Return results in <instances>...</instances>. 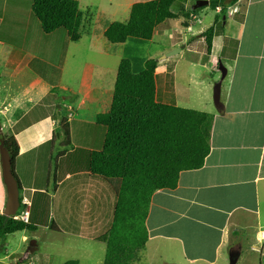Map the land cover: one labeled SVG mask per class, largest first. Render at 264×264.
<instances>
[{
    "label": "crops",
    "instance_id": "obj_1",
    "mask_svg": "<svg viewBox=\"0 0 264 264\" xmlns=\"http://www.w3.org/2000/svg\"><path fill=\"white\" fill-rule=\"evenodd\" d=\"M139 1H131L126 9L129 11L133 4L150 0ZM189 2L177 0L179 5L175 11L180 13V8L184 14ZM235 4L227 8L223 17V25L228 27L232 16L243 9L242 19L236 20L235 36L228 32L223 36L215 33L210 55L205 59L202 47L205 43L200 37L202 31L194 33L191 21L185 22L181 15L178 19L163 22L154 31L157 35L167 33L170 39L173 37L169 33L171 25L173 32L176 28L182 33L185 31L182 38L170 42L166 51L180 49L177 65L169 67L171 62L168 61L176 55L157 61L156 100L161 103H166L167 98L173 95L176 100L172 104L178 106L179 98L174 93L181 78L178 74L180 66L184 65L187 92H191L199 84L193 75L196 68L218 70L219 62H229L223 65L226 70L224 79L228 80L224 90L221 86L223 110L212 112L210 152L204 165L199 170L180 173L176 189L159 190L151 198L145 220L148 240L143 251H158L159 258L169 260V263L175 258L185 262L183 264H217L223 253L238 249L241 255L242 250L251 248L252 244L259 246V250L254 249L253 252L263 255L264 0H239ZM214 13L218 14L217 11ZM187 16L190 18L192 14ZM193 16L197 20L196 13ZM65 37L63 50L58 55L52 54L57 48L50 44L48 51L51 55L48 56L33 55L30 44L26 50L27 43L19 45L0 41V131L4 135L2 130L6 129L5 132H11L15 140L13 171L20 186V197L27 202L28 223L36 228L47 226L37 217L36 208L53 207L49 216L51 229L47 231L73 236V233L84 231L85 226H93L100 234L108 233L111 220L99 223L100 218L97 217L111 208L113 215L118 184L106 182L90 173V154L101 149L103 140L90 146L88 129L95 126L101 131L100 137L105 134V128L98 126L95 119L110 108L121 57H118L119 61L111 57V53L104 50L106 44L93 47L85 56L81 48L76 50L80 40L71 42L66 33ZM224 40L236 42L234 53L227 57L224 56L227 48L223 46L226 44ZM126 42L120 45L124 46ZM16 79L20 84L15 83ZM197 98V101L205 103V99ZM63 118L68 126V147L62 144V140L51 143L53 132ZM83 127H86V134L84 136L83 133L81 143L72 146L74 133L80 135ZM51 160H54L53 168ZM51 180L54 185L50 188ZM39 183L43 187H38ZM95 186L99 188L96 194L98 201L91 193ZM5 202L6 190L0 166V214ZM90 205H93L92 211L87 209ZM62 206L67 212L72 210L70 214L61 212ZM74 211L79 214L75 220L72 219ZM67 215L69 225L65 224ZM17 233H21V242L25 241L24 232ZM158 242H166V249L164 245L163 248H155ZM4 245L0 244L2 250ZM174 249L177 252L175 256L170 254ZM37 250V244L32 242L25 254L28 257L36 254ZM25 259L21 258L19 262Z\"/></svg>",
    "mask_w": 264,
    "mask_h": 264
},
{
    "label": "trees",
    "instance_id": "obj_2",
    "mask_svg": "<svg viewBox=\"0 0 264 264\" xmlns=\"http://www.w3.org/2000/svg\"><path fill=\"white\" fill-rule=\"evenodd\" d=\"M176 1L135 3L127 21L109 24L103 37L113 45L123 44L130 38L150 41L158 25L180 16L171 10ZM237 1L208 0L212 11L220 10L213 24L200 35L205 43V56L211 52L215 24L220 18L224 20L222 17L227 8ZM30 9L42 33L48 35L63 29L71 42L80 40L82 15L76 0H33ZM192 13L188 11L181 16L187 18ZM156 65L157 61L147 60L143 70L134 74L130 61L121 60L110 108L95 119L105 128V135L100 151L90 154L88 169L102 180L118 184L103 264H130L137 259L138 251L143 250L148 240L145 220L152 195L159 190L176 189L180 173L201 169L210 152L213 115L157 101ZM59 139L64 146H69L65 118L53 132L51 143ZM0 140L9 151L12 173L17 180L13 171V135L0 134ZM18 188L20 191L19 184ZM19 203L21 206L20 194ZM36 229L31 223L0 214L1 240L17 232H34ZM63 264L78 262L69 260Z\"/></svg>",
    "mask_w": 264,
    "mask_h": 264
},
{
    "label": "rangeland",
    "instance_id": "obj_3",
    "mask_svg": "<svg viewBox=\"0 0 264 264\" xmlns=\"http://www.w3.org/2000/svg\"><path fill=\"white\" fill-rule=\"evenodd\" d=\"M32 1L33 0H0V18L2 20V22H0V41L6 43H16L19 45H22L23 43H27L26 50H29V44H30V52L33 55H42V56L51 55L50 51L48 50L50 47L49 45L53 44L54 45L53 47L57 49H55V51L52 54L58 55L59 54L58 52L63 50L62 41H65L64 39L66 38L65 37L66 32L63 29H58L48 35L42 33L38 20L31 13L30 8ZM76 1H78L79 11L82 15V22L79 29L80 41L76 45L77 46L76 50L79 51L81 48L82 54L88 56L89 54L87 52L90 49H92L95 46L97 48L100 47L102 44H106L109 47L105 45L106 47L104 50H108L111 53V57H116L118 61L120 60L118 57H121V60L124 59L129 60L131 63V70L135 74L140 73L142 71L143 61H147L150 59L158 61V59H160V57H162L163 54L165 55L166 53H168L166 51L168 50V47H170V42H176L177 40H179V38H182L185 33V31H183L182 33V30L179 28H176V30L173 32L174 30L173 25H171L169 28V30L171 31L169 33L171 35L173 34V37L171 39H170V35H168L167 33L162 35L154 34L153 38L150 41H142V40L130 38L127 40L124 46L112 45V44H111L112 46H110L108 45L110 43H108L106 39L103 37L104 30L111 23L126 22L130 12V10L128 11V9H126V5L134 0H76ZM189 1H190L189 5L187 9H185L184 14H182L180 8H178V10L180 11V13L179 12L178 13L182 16L183 15L185 16V14H187L188 11L196 13L197 20H194L195 18V16H193L194 13H192V17L189 18L187 16V18H185L184 20L185 22L191 21L194 33L198 31L204 32L206 29L209 28L211 23L213 24L214 17L216 16V14L208 6L201 7L197 11L191 10L192 6L195 4L194 3L195 0H189ZM178 5L179 3H177L176 1L172 6L171 10L174 11L177 10ZM234 5L236 4H233L232 6ZM239 7L242 6L240 5L238 6V8ZM219 10L220 9H216L215 11L219 12ZM209 14L211 15V17H209ZM242 16H243V9H240L237 11V14L232 16L231 23L228 25V27L223 25L225 18L224 20H221L220 18L214 26L216 33L220 36H223V35H227L228 32L233 36H235L236 27H237L236 20L238 19L241 20ZM187 30L189 31L190 29L187 28ZM224 41L226 44H224L223 46H227L224 52V56L227 57L234 53V46L236 45V42L231 40H224ZM56 44H58V46ZM202 47L203 49L206 50L205 45H203ZM70 49H73V47H70ZM205 58H207V56L204 55V59ZM177 59H178V54H176V56L172 58H169L168 61L171 62L170 65L168 64L169 67H171L172 64H176ZM225 63L229 64L228 61H225ZM226 64L223 63L221 65L226 66ZM193 72H194L193 75L195 79H197V82H199V84L195 91L193 90L191 92H187L188 86L186 83L187 80L184 77L186 75L184 65L180 66V68L178 69V74L180 75L181 78L178 79L176 83L177 86L174 93L179 98L177 100L178 101L177 107H181L185 109L193 108L194 110L205 112L208 114L211 113L213 115L212 112H215L216 110L212 99L213 87L217 82L220 81L221 73L217 70V68H206V67L205 68L199 67L198 69L196 68L195 71ZM187 74H190V72H187ZM65 78L66 76L64 77V80ZM0 83H2V80L0 81ZM15 83L20 84L17 79L15 80ZM227 83L228 80H226V78L222 80L221 86L223 90L226 88ZM222 88H220V92ZM169 92H171L172 94L171 88ZM197 97H200L203 100L205 99V103H201L200 101H197L196 100L198 99ZM160 98L161 96H159V99ZM221 99L223 100V98H220V102L223 105ZM175 100H176L175 96L173 97V95H171L170 97L167 98L166 103L172 104L173 101L175 102ZM194 101L195 104L192 103ZM18 127L19 126L15 127L14 129ZM74 129L77 128L74 127ZM85 129L86 127H83L84 132L82 130V133L80 135L76 134V132L74 133L75 137L72 141V146L81 143L80 139L82 138L83 133L84 136L86 134ZM97 129L98 128L95 126H91L88 129V140L91 142L90 146H94L96 142H102L104 138V136L101 137L99 136L101 134V131H98ZM2 131L4 132V134H7V132H5L6 129ZM0 134L3 135L1 131ZM53 158H55V154L53 155ZM51 166L52 168L54 167V160H51ZM113 182L116 183V181ZM53 185H54L53 181L51 180L49 187L50 186L53 187ZM37 186L43 187L41 183L37 184ZM97 192H99V188L95 186V190L91 192L95 197V201H98L96 195L98 194ZM66 193L68 192L66 191ZM103 201L104 199H102L101 202ZM26 206H23L21 201V206L19 205L16 215H19L21 211H24L26 209ZM87 209L92 211L93 205H90ZM60 211L61 212L64 211L65 214L68 213L70 214L72 210H69L67 212L64 206H62ZM111 211L112 208L106 209L105 212L102 213L103 216L97 217V219L100 218L98 222L101 223L102 220H105V222H108V220L112 221L113 215L111 214ZM51 213H53V207L52 208L49 207L47 209H45V207L36 208L37 217L41 218L42 223H45L47 226L45 227L44 225L38 226L36 233H29V232L25 233L24 231V234L26 235L25 241L21 242V240L19 239L21 233L12 234L6 237L5 241H3L4 239L2 240L0 239V244L2 245L5 244L3 250L0 247V259H2V257L5 255L3 261H0V263L19 264L21 258L22 259L26 258L25 260L21 261L22 263L20 264H63L69 260H76L78 261V264H103L106 242L104 245H102L101 243L106 241L107 239L108 233H106V231L100 234L98 230L97 231L94 230L93 226H85L86 229L84 231H79V233H73L74 234L73 236L63 235V233L62 234L52 233L50 231H47L48 228L51 229V218L49 219ZM61 217L63 216L61 215ZM68 217H69L68 215L65 216L66 225L67 224L69 225L70 222ZM78 217L79 214L74 211L72 219L75 220ZM15 220H18V218H16ZM181 228L182 225H180V229ZM253 229L255 230V228ZM96 233H98V235ZM94 235H96L95 238H93ZM182 236H185V233H183ZM89 237L92 238L90 239ZM255 240H256V236H255ZM32 242H35L37 244L39 250L36 251V254H30L27 257L25 252L28 250L30 246H32ZM156 245L157 246H155V248L156 247L163 248L164 245L166 249V245L168 244L166 242L165 243L158 242L156 243ZM176 249L178 251V247H176ZM176 249L170 251V254H174L173 256L177 255ZM254 249L258 251L259 246L252 244L251 248H244L241 252L242 254L240 255V259L238 260L237 264H264V251L262 252L263 255L261 256L259 255V253L253 252ZM150 250L138 251L137 259L131 262L130 264H164V263L179 264L182 262L175 258L172 259V263H169V260L163 261V259L159 258L160 256L158 251H156V253H153L151 250V253L147 255V253H149ZM228 253L227 252L223 253L221 255L220 261H218L217 264H228ZM183 263L185 262H182V264Z\"/></svg>",
    "mask_w": 264,
    "mask_h": 264
},
{
    "label": "water",
    "instance_id": "obj_4",
    "mask_svg": "<svg viewBox=\"0 0 264 264\" xmlns=\"http://www.w3.org/2000/svg\"><path fill=\"white\" fill-rule=\"evenodd\" d=\"M208 6L207 0H198L195 2V4L192 6L191 10H197L201 7ZM180 52L179 48H175L162 57H160L159 60H164L165 58L172 57ZM218 70L221 73L220 81L217 82L213 87V93H212V99L213 104L218 111L223 110V105L220 102V88H221V81L226 76V70L221 65V63H218ZM0 166H1V174H2V180L3 184L5 186L6 190V202L4 206L3 215L7 218H13L15 217L18 208H19V188L17 180L15 179L13 173H12V164L10 159L9 151L4 147L3 140H0ZM240 257V250L238 249H231L228 253V264H237Z\"/></svg>",
    "mask_w": 264,
    "mask_h": 264
},
{
    "label": "built area",
    "instance_id": "obj_5",
    "mask_svg": "<svg viewBox=\"0 0 264 264\" xmlns=\"http://www.w3.org/2000/svg\"><path fill=\"white\" fill-rule=\"evenodd\" d=\"M21 201H22V205L23 206L27 205V202H26L25 198H22ZM16 218H18V220L21 221V222L28 223V212L26 210L21 211V213L19 215H16L14 217V219H16Z\"/></svg>",
    "mask_w": 264,
    "mask_h": 264
}]
</instances>
